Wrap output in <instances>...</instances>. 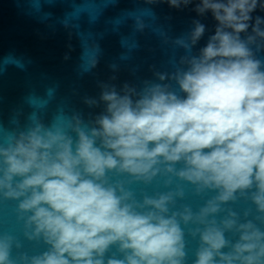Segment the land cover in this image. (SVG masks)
I'll use <instances>...</instances> for the list:
<instances>
[{"label": "clouds", "instance_id": "1", "mask_svg": "<svg viewBox=\"0 0 264 264\" xmlns=\"http://www.w3.org/2000/svg\"><path fill=\"white\" fill-rule=\"evenodd\" d=\"M170 7L193 0H167ZM264 0H199V20L174 71L137 91L102 86L91 121L33 119L0 139V201L16 202L29 255L0 232V264H264ZM250 29V31H249ZM163 178L167 191L138 198L133 183ZM204 202L177 207L181 183ZM175 186L173 187V184ZM238 199L243 214L225 208ZM224 215H220L221 213ZM251 217V218H249ZM231 236L229 237V235ZM115 249L113 252L112 250ZM111 253V254H110Z\"/></svg>", "mask_w": 264, "mask_h": 264}, {"label": "water", "instance_id": "2", "mask_svg": "<svg viewBox=\"0 0 264 264\" xmlns=\"http://www.w3.org/2000/svg\"><path fill=\"white\" fill-rule=\"evenodd\" d=\"M198 2L175 8L167 0H0V139L26 127L31 117L46 125L73 115L93 120L104 104L85 100L99 101L104 85L119 92L127 84L139 91L145 82H159L156 73L174 71L185 55L176 41L187 37L194 20L206 31L192 54L214 33L211 13L194 11ZM252 15L264 17V10L258 7ZM257 55L264 58V51ZM175 183L185 188L177 207L188 204L196 210L203 204L190 185ZM130 187L138 198L142 192L167 191L161 177ZM224 207L241 215L251 208L255 214L244 199ZM15 208L13 200L0 201V232L14 234L23 244L13 249V257L42 251V243L23 236ZM187 241L191 264L197 242L190 236Z\"/></svg>", "mask_w": 264, "mask_h": 264}]
</instances>
